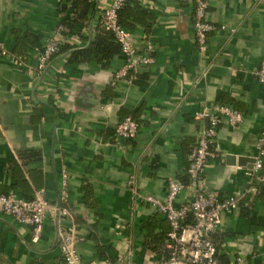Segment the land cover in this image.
I'll list each match as a JSON object with an SVG mask.
<instances>
[{
    "label": "crops",
    "instance_id": "0c3cea01",
    "mask_svg": "<svg viewBox=\"0 0 264 264\" xmlns=\"http://www.w3.org/2000/svg\"><path fill=\"white\" fill-rule=\"evenodd\" d=\"M88 1L92 26H75L84 37L96 35L100 11L112 2ZM209 1L208 19L217 29L201 51L194 0H140L154 19L148 31L138 24L128 32L140 52L148 41L154 43V62L139 66L133 84L115 81L123 57L116 56L106 69L96 62H70L64 47L87 46L81 38L66 43L42 72L36 46L19 63L0 56V194L30 198L34 189H42L55 206L65 168L67 205L85 263L116 264L128 257L133 264H157L167 258V238L158 249L150 240L166 231L167 237L168 222L141 197L134 200L129 179L135 177L140 194L164 198L168 180L187 176L188 154L204 128L196 114L223 102L244 118L236 128L225 123L219 128L217 157L205 174L210 189L241 195L243 201L223 214L213 239L221 264H239L238 258L242 264H264V183L249 193L252 164L238 162L255 159L264 128V83L256 75L264 63V0ZM63 7L71 4L0 0V41L13 52L30 35L42 45L59 24L78 36L65 23L76 14ZM127 116L139 123L138 136L118 142L116 127ZM187 198L182 192L178 203ZM69 225L54 208L33 244L29 226L0 216V264H66L58 231Z\"/></svg>",
    "mask_w": 264,
    "mask_h": 264
},
{
    "label": "built area",
    "instance_id": "2783aa9c",
    "mask_svg": "<svg viewBox=\"0 0 264 264\" xmlns=\"http://www.w3.org/2000/svg\"><path fill=\"white\" fill-rule=\"evenodd\" d=\"M95 1V0H92ZM128 0H112L111 4L100 11V28L111 32L116 42L121 46L124 64L115 73V81L133 84L138 80L140 65H151L154 62L155 45L148 41L143 52H140L130 39L128 30L120 23L119 12ZM195 17L194 31L196 41L201 51L208 48V35L217 29L208 19L210 11L209 0H194ZM222 28V27H221ZM80 39L73 36L63 24H59L54 34L46 37L40 47L35 48L37 56V71H44L51 60L60 53L70 40ZM0 56L11 63H19L23 58L10 51L4 42L0 41ZM259 82L264 83V63L257 70ZM243 114L229 105L216 104L210 109L198 112L195 119L202 122L204 128L199 134L195 146L188 154V183L185 185L176 180H168L167 194L164 198L140 194L136 179H129L130 191L136 198H140L155 208L168 222L167 233L168 257L157 264H220L218 248L213 236L220 230L222 216L226 212L240 208L243 201L241 195L222 196L220 192L210 189L206 178V168L210 160L217 157V136L219 128L225 123L233 128L243 122ZM140 129L139 123L132 116H127L116 127L115 139L135 140ZM259 153L255 157L253 167L249 171L248 192L255 194L257 184L264 183V128L258 140ZM62 189L59 198L53 206L46 198L45 190L34 189L30 198H22L13 193L0 194V216L12 217L18 223L32 229V243L40 241L45 220L54 208L59 216L68 219L70 225L59 228L58 238L62 255L66 264H101L99 261L85 263L78 251L77 245L81 241L77 224L72 212L68 208L67 180L68 172L62 170ZM186 191L188 198L178 203L182 192ZM237 262L242 264V259ZM116 264H133L131 258L119 257Z\"/></svg>",
    "mask_w": 264,
    "mask_h": 264
},
{
    "label": "trees",
    "instance_id": "16d2710c",
    "mask_svg": "<svg viewBox=\"0 0 264 264\" xmlns=\"http://www.w3.org/2000/svg\"><path fill=\"white\" fill-rule=\"evenodd\" d=\"M65 1L66 3H70L71 7L70 8L63 7L62 11L67 12L68 9H71L76 14V18H74L73 21H68V19H65V23L69 26V28L72 29V31L77 33L76 35H78L79 38L87 42V46L76 50H72V48L69 47V45H66L65 46L66 48L64 47L65 51L70 52L69 54L70 62L80 63V64L96 62L102 68L106 69L109 68L112 60L116 56L123 57L121 46L116 42L114 35L111 32L98 27V32L96 33L95 36L89 35L87 37H84L81 30L77 32L75 31L76 25H80L81 29L90 28L92 26L94 10H92L90 1L88 0H65ZM194 17H195V10H194ZM119 18L121 25L125 27L127 30L134 29L135 26L139 24L145 27L146 31L149 30L151 21H153L154 19L151 13L142 7L140 0H128L126 5L120 10ZM209 36L210 34L208 35V40H209ZM38 40L39 39L36 36H32V35L22 38V40L18 42V46H19L18 48L21 47L22 49H19L14 53L17 56L26 59L27 50L30 46H36V47L41 46L39 45ZM220 104H224V103L220 102ZM179 182L186 185L188 183V176L184 177L183 180ZM166 232L165 234H163L164 232H162L160 236H155L150 240V241L155 240L157 249L158 247L159 248L163 247L164 239L167 238ZM214 242L218 248L217 242L216 241ZM218 255H219L218 259L221 264L220 254L218 253ZM166 256L168 257V255Z\"/></svg>",
    "mask_w": 264,
    "mask_h": 264
},
{
    "label": "water",
    "instance_id": "95a60500",
    "mask_svg": "<svg viewBox=\"0 0 264 264\" xmlns=\"http://www.w3.org/2000/svg\"><path fill=\"white\" fill-rule=\"evenodd\" d=\"M229 157H231V158H229V159H231L233 162H236V161H235L236 158H235L234 156H229ZM238 162H239L240 165H241L242 162H245V163L250 162V163L252 164V167H253V164H254V162H255V159H254V160H251V161H247L246 158H239V159H238ZM250 167H251V166H250Z\"/></svg>",
    "mask_w": 264,
    "mask_h": 264
}]
</instances>
